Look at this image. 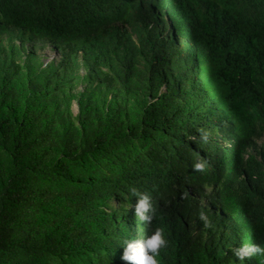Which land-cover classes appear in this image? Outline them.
<instances>
[{
    "label": "trees",
    "instance_id": "trees-1",
    "mask_svg": "<svg viewBox=\"0 0 264 264\" xmlns=\"http://www.w3.org/2000/svg\"><path fill=\"white\" fill-rule=\"evenodd\" d=\"M0 28L53 43L67 68L82 56L119 97L74 116L0 80V264H127L123 241L158 228L159 264H264L233 253L264 247V0H0ZM124 90L154 99L131 108ZM7 105L25 119L2 120Z\"/></svg>",
    "mask_w": 264,
    "mask_h": 264
},
{
    "label": "rangeland",
    "instance_id": "rangeland-1",
    "mask_svg": "<svg viewBox=\"0 0 264 264\" xmlns=\"http://www.w3.org/2000/svg\"><path fill=\"white\" fill-rule=\"evenodd\" d=\"M12 58L22 66V76L9 79L10 75L6 78L10 74L7 63ZM66 64L62 51L53 43L47 40L32 39L26 36L22 29L1 30L0 28L1 81L5 84H17L23 87L25 97L38 98L41 101L40 108L48 109L49 112L58 110L65 113L71 112L74 116H78L82 110L96 112L102 110L109 116L111 106L118 102L119 97L116 91L100 82L92 65L82 56L76 57L71 67L67 68ZM34 82L42 84L45 88L34 89L31 85ZM56 86H60L61 89L59 99L49 104L40 98L45 93L52 92ZM121 94L126 101L130 102L131 108H139L143 101L150 103L154 99L150 93L143 91L124 90ZM27 107L18 108L7 105L1 118L4 120L9 116V112H14L13 117L21 123L25 119ZM133 117L135 118V115ZM76 123L80 126L82 124L79 120ZM14 155H9L7 160L17 164ZM27 165L26 161L19 167Z\"/></svg>",
    "mask_w": 264,
    "mask_h": 264
},
{
    "label": "clouds",
    "instance_id": "clouds-1",
    "mask_svg": "<svg viewBox=\"0 0 264 264\" xmlns=\"http://www.w3.org/2000/svg\"><path fill=\"white\" fill-rule=\"evenodd\" d=\"M205 141L207 134H202ZM205 169L204 162H197L194 164V170L203 171ZM133 196L137 197L135 204V215L139 221H143L144 225L150 226L155 217V209L149 194L141 193L132 190ZM167 244L163 230L156 229L151 235L142 238L126 239L123 241L124 250L121 256L123 261L127 264H159L158 255L159 250ZM233 253L239 260L243 261L245 258H252L260 254L264 255V247L258 244L243 245L233 249Z\"/></svg>",
    "mask_w": 264,
    "mask_h": 264
}]
</instances>
